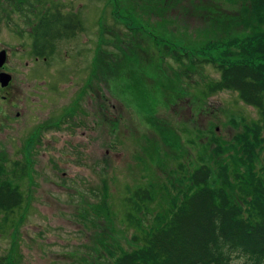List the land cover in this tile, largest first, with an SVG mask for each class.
Segmentation results:
<instances>
[{"label": "rangeland", "instance_id": "374dc122", "mask_svg": "<svg viewBox=\"0 0 264 264\" xmlns=\"http://www.w3.org/2000/svg\"><path fill=\"white\" fill-rule=\"evenodd\" d=\"M17 1L0 0L15 10L0 11V51L7 50L0 71L23 90L13 100L0 93V174L23 202L1 213L0 264H113L170 220L193 191L195 169L210 167L217 186L223 166L245 170L238 161L243 141L239 150L235 138L244 122H260V113L236 91L212 92L220 71L192 59L219 58L229 40L252 33L241 0H37L29 13L19 12ZM162 4L169 7L158 10ZM252 9L250 20L257 19ZM57 10L72 15L77 27L37 55L33 27ZM218 39L222 45L208 50ZM165 45L180 54L190 49L189 55L176 58ZM94 64L104 106L95 142L92 133L90 142L79 136L72 151L60 130L53 145L45 131L37 140L51 106L57 116L67 102L59 96H67L63 88L91 80ZM88 143H96L95 152ZM261 147L254 146L257 172L264 165ZM233 175L230 194L243 205Z\"/></svg>", "mask_w": 264, "mask_h": 264}, {"label": "trees", "instance_id": "16d2710c", "mask_svg": "<svg viewBox=\"0 0 264 264\" xmlns=\"http://www.w3.org/2000/svg\"><path fill=\"white\" fill-rule=\"evenodd\" d=\"M35 1L18 0V11L29 13L28 7ZM180 1L170 3L175 5ZM241 1L245 13L243 24L252 33L229 40V46L219 58L211 54L192 59L193 64L211 62L220 71V79L210 85L212 92L236 91L244 103L257 108L260 113L261 121L244 122V133L235 138L239 150L243 141L238 161L245 170H233L231 173V169L223 166L218 175L220 185L217 186L212 184L210 167L202 165L195 169L190 175L193 191L175 206L170 220L161 228L154 229L141 248L121 253L113 264H236L233 255L242 260L237 264H264V165L259 172L255 170L254 152L255 145L261 144L264 148V29L259 24L264 23V0ZM250 5L256 11L257 19L248 18L247 12L252 9ZM168 7L162 4L158 10ZM1 10L15 11L0 2ZM216 20L225 24L220 19ZM76 27L77 22L72 15H63L59 10L53 14L45 13L33 27L35 39L32 47L37 55H46L47 49H53L52 40L48 41V38H61L69 30L74 33ZM221 45L218 39L211 43L208 50H216ZM163 50L182 59L189 55L190 49L180 54L177 48L171 51V46L165 45ZM114 77L117 76L110 78ZM231 174H234L243 205L238 204L230 194ZM144 195V199L149 197ZM22 202L20 190L3 180L0 174V218L1 213L17 209ZM217 218L219 223L215 222Z\"/></svg>", "mask_w": 264, "mask_h": 264}, {"label": "flooded vegetation", "instance_id": "af4514ba", "mask_svg": "<svg viewBox=\"0 0 264 264\" xmlns=\"http://www.w3.org/2000/svg\"><path fill=\"white\" fill-rule=\"evenodd\" d=\"M57 39L58 37H51L48 38V41H54ZM91 77L92 79L87 80L86 83H83L80 86V88H68V85L63 88V90L67 92V96L64 97L62 96V94L59 96L62 99L64 98L65 101L67 100V102L61 103L60 107L63 109L61 110V112H57V116L55 115L56 113L53 110L54 107L51 106L52 108H50V111L46 117V122L38 126L36 129L37 140L42 137L45 131V135H47L46 140L50 145H53V141L58 140V138L54 137L53 134L60 130L65 131L68 135L66 137L62 136L65 141H72V147H74L73 149L71 148L72 151H78L77 144L75 142L80 141L79 143H82L78 138L79 136L88 139L87 141L90 142L89 136L92 133V138L94 139L92 140L93 142H95V136L99 134L100 130L101 110L102 108H104V106L101 105L100 101L101 88L99 87V72L96 64L93 65ZM70 83H74V80H71ZM61 85H63V83H61ZM21 91H23L22 88H17L14 85L13 77L7 86H0L2 100H13L14 97L21 93ZM56 93L58 94V92ZM68 93H70V96L68 95ZM115 107L116 105H113V108ZM51 112L54 114L50 115ZM22 113L23 112H17V116L20 117ZM111 122L115 123L116 120L111 119ZM60 134L62 135L63 133L60 132ZM87 145H89V147L87 148L88 150L95 152L94 148L96 146V143H93V148H91V145L89 143ZM74 153L75 155H78V152Z\"/></svg>", "mask_w": 264, "mask_h": 264}, {"label": "water", "instance_id": "95a60500", "mask_svg": "<svg viewBox=\"0 0 264 264\" xmlns=\"http://www.w3.org/2000/svg\"><path fill=\"white\" fill-rule=\"evenodd\" d=\"M7 62V50L3 49L0 51V69L5 65ZM12 79V74L9 72H6L4 70L0 71V83L1 86L5 87L7 86Z\"/></svg>", "mask_w": 264, "mask_h": 264}, {"label": "clouds", "instance_id": "9594fccd", "mask_svg": "<svg viewBox=\"0 0 264 264\" xmlns=\"http://www.w3.org/2000/svg\"><path fill=\"white\" fill-rule=\"evenodd\" d=\"M216 223H219V219L217 218V220L215 221Z\"/></svg>", "mask_w": 264, "mask_h": 264}]
</instances>
